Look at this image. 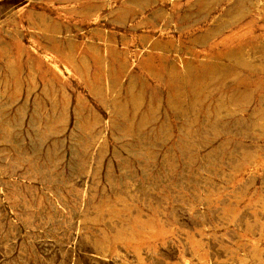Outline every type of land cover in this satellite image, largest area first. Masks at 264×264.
<instances>
[{
  "label": "rangeland",
  "instance_id": "374dc122",
  "mask_svg": "<svg viewBox=\"0 0 264 264\" xmlns=\"http://www.w3.org/2000/svg\"><path fill=\"white\" fill-rule=\"evenodd\" d=\"M0 264H264V0H0Z\"/></svg>",
  "mask_w": 264,
  "mask_h": 264
}]
</instances>
